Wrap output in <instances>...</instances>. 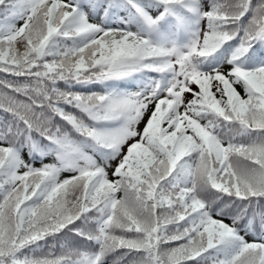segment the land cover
<instances>
[{
	"label": "snow or ice",
	"instance_id": "obj_1",
	"mask_svg": "<svg viewBox=\"0 0 264 264\" xmlns=\"http://www.w3.org/2000/svg\"><path fill=\"white\" fill-rule=\"evenodd\" d=\"M0 264H264V0H0Z\"/></svg>",
	"mask_w": 264,
	"mask_h": 264
},
{
	"label": "trees",
	"instance_id": "obj_2",
	"mask_svg": "<svg viewBox=\"0 0 264 264\" xmlns=\"http://www.w3.org/2000/svg\"><path fill=\"white\" fill-rule=\"evenodd\" d=\"M47 251V250H46Z\"/></svg>",
	"mask_w": 264,
	"mask_h": 264
}]
</instances>
